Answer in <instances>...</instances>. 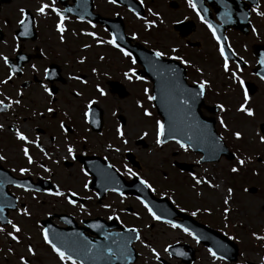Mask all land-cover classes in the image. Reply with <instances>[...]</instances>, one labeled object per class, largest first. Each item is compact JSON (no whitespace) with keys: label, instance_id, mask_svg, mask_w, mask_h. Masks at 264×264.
<instances>
[{"label":"flooded vegetation","instance_id":"obj_1","mask_svg":"<svg viewBox=\"0 0 264 264\" xmlns=\"http://www.w3.org/2000/svg\"><path fill=\"white\" fill-rule=\"evenodd\" d=\"M137 1L141 4V7H138L141 12L139 16L135 10L120 5L117 0L115 2L106 0L105 4H102L101 0H82L80 6L75 5L74 0H0V71L3 75L0 81H6L0 83V102H2L0 157H3L0 159V167L16 180L30 179L34 187L39 189V191H29L15 186L10 187L13 194L18 193L17 197L23 205L22 211L29 207L25 199L28 197L39 201L40 207H54L57 201L65 205L59 210L55 208L48 210L44 218L36 221L39 248L48 251L59 264H72L73 260L76 264H127L130 259L127 247L115 248L120 250L118 255L113 252L109 255L107 250L114 251V249L105 248V244H112L114 240L101 235L104 234V228L112 225L135 228L140 232V237L134 244L135 260L130 264H188L184 258H176L170 254L169 247L172 245L179 246V253L182 251L191 254L193 251L195 253L193 264L199 262L201 264L202 260L207 263V258L212 264H216L215 258L210 257L207 249L184 232L179 233L180 236L174 241L164 245L162 252L154 247L150 249L147 241L144 240L142 225L149 224L150 228L159 225L168 230L171 226L161 221L154 222L144 204L134 196L122 198L114 192L107 191L101 198L102 190L91 187L93 176L88 172L86 165H99L106 161L122 172L124 166H130L129 154L141 163L139 153L152 149L155 135L152 139L151 129L144 126L140 136L133 139L135 148H132L127 136L129 132L126 131L127 119L124 116L113 113L115 124L109 127L106 125L108 115L100 104V98H106L110 93L120 100L118 94H112V84L120 81L112 79L113 73L108 72L111 67L103 71L98 66L89 64L86 69L78 68L73 71L72 46L69 39L76 37L79 40L73 50H80L82 55L76 57V63L84 66L88 63L89 57H94L98 51L100 52L98 61L103 62L107 55L113 56L116 60L120 59V52L112 49L108 41L113 39L115 33L116 43L119 44L118 33L122 26L125 33L133 38V45L140 43L149 49H153L149 47L151 44L148 43L147 46L137 40L138 32L144 30L149 33L160 27L166 29L170 27L175 35L173 41L176 45L163 46L161 49L163 57L166 59L179 57L173 60L186 69L188 83L199 85L201 81L205 82V99L210 95L214 101H217L210 106L221 105L225 109L227 106L220 99L223 92L227 93L230 90L233 98L237 100H243L245 92L251 103L253 100L258 102L264 98V69L261 70L263 77L257 72L259 65L264 66L261 62L264 60V0H202L203 4L200 0H192L195 9L189 6L188 0H176L177 3L169 2L168 7L160 13L154 12L153 0ZM43 4L49 7L43 14H38V9ZM53 8L56 11H53ZM21 9L25 10V15L21 14ZM78 12H81V16L76 14ZM181 14L183 15L179 17ZM61 16L64 18L63 21L60 19ZM21 20L24 21L23 24L20 23ZM105 22L111 24L113 29L108 28ZM134 22L139 24L140 31L134 29L130 33L129 27ZM61 23L64 28L63 33L57 30V25ZM62 46L70 50L62 54ZM205 47H208V50ZM221 47L224 49V55L220 53ZM4 58H7V64ZM212 62L216 68L209 66ZM225 62L228 65L227 71L224 68ZM110 65L113 66L114 63ZM139 69L140 66L131 61L127 70L123 72L125 81L127 78L124 73L128 72L131 75V72L136 73ZM233 73L236 74L235 77ZM236 77L243 81V87ZM131 79L136 84L144 85L142 92L145 99H140L138 104L144 113L143 101L148 102L151 107L148 97L152 96V83L149 79L137 80L134 76ZM74 82L79 83L83 89H73L76 85ZM91 93L94 95L82 103V112L75 119L71 107L66 105L69 97L72 94L84 100ZM49 108L53 110L51 113L48 111ZM253 108L256 111L254 105ZM58 111H61L63 117L56 125ZM148 112L151 115L143 114V117L152 120V109ZM221 113L226 111H221L219 108V114ZM117 129L123 132V137ZM17 132L24 135L29 142L19 140L16 136ZM92 136L100 139L96 145L105 151L92 146L95 141ZM139 141L143 143L138 145ZM68 147L73 149L71 156L67 153ZM25 148L28 149V156L24 155ZM29 157L32 163H29ZM75 164H78L85 178L77 189L69 185L73 177L69 169ZM21 169H26L24 174H21ZM136 174L143 177L141 173ZM124 176L129 181L133 175L124 174ZM1 178L2 172H0ZM143 178L146 180L145 177ZM56 191L65 195H51ZM72 193H75L77 199ZM109 198L111 202H108ZM45 199L52 203L48 205ZM69 199L74 203L69 204ZM129 201L133 203L126 204ZM15 213L18 211L10 215L12 223L1 228L6 240L12 224H15L12 219ZM61 215L73 217L77 224L84 228L85 235L83 238L70 239L69 249L74 255L71 252L70 255L73 257L63 262L52 251L51 246L44 242L42 236L44 228L41 226L42 221L51 218L53 224L61 228L68 227V224L61 220ZM96 219L102 221L87 223ZM115 219L116 221H113ZM134 221L135 224L131 225L130 223ZM68 231L74 232V229L68 227ZM11 233L19 237V241L22 240L20 232ZM153 250L158 254L159 259L153 255ZM202 250L206 251L205 257L202 255ZM77 251H80L81 255Z\"/></svg>","mask_w":264,"mask_h":264},{"label":"rangeland","instance_id":"obj_2","mask_svg":"<svg viewBox=\"0 0 264 264\" xmlns=\"http://www.w3.org/2000/svg\"><path fill=\"white\" fill-rule=\"evenodd\" d=\"M105 1L101 0V3L105 4ZM172 1L176 0H153L154 12L160 13L164 11L168 7L167 4L169 2L172 3ZM171 6L172 4L169 7ZM177 8L180 7L177 6ZM128 18L130 19L129 16ZM138 25V23L134 22L129 27V32L131 33L134 29L138 30L140 27ZM138 35L139 39L137 40L144 42L146 45L148 43L151 44L149 47L154 50L161 51L163 46L171 47L176 45L173 41L175 35L170 27L168 29L160 27L149 33L142 30L138 32ZM69 40L72 46L73 71L78 68L86 69L89 64L98 66L103 71L111 67L108 72L113 73L112 79L122 82L129 92L127 99L120 100L117 97H113L110 93L106 98L97 96L100 98V104L108 115L106 125L109 127L115 124L112 114L117 113L116 115H122L127 119L128 128L126 131L129 132L127 136L131 141L132 148H135L133 139L140 136L144 126L151 129L153 139L157 114H154L152 120L143 117L142 109L138 107V104L140 99H145L142 92L144 85L136 84V82L128 78L125 81L123 77V72L129 67L128 60H125L126 58L123 55L119 60L107 55V58L101 62L98 61V53H100L98 51L94 57H89L86 65L80 66L76 63V57H80L82 53L78 49L76 51L73 50L79 40L76 37H71ZM205 49L208 50V47H205ZM69 50L70 48L65 46L61 47L62 54ZM111 63H114V65L111 66ZM209 66L216 68L213 62ZM217 67L219 68V66ZM2 76L0 71V77ZM74 83L76 85L73 89H83L79 83ZM106 88L109 89L107 86ZM93 95L94 93H91L84 100H80L71 94L66 105L71 107L75 119L82 112V103ZM220 101L230 107V110L227 114L221 113L216 116L217 131L225 139L231 151L235 153V160L227 161L226 159H221L218 163L199 164L200 155L189 150L179 148L173 144L159 149L153 144L151 150L148 149L139 153L143 167L141 173L159 194L164 192V195H166L169 191V199L174 201L178 208L198 213L200 222L229 237L233 236L232 240L240 248V263L244 264L245 260L262 262L264 260V249L262 247L264 246H261L256 237L264 235V143L261 142L262 135L259 130L260 124L264 123V98L258 102L253 100L251 103L256 109V113L252 117H248L238 111L240 105L246 103L243 100L234 99L231 90L227 93L223 92ZM214 102L217 101H214L209 95L206 103L213 104ZM142 103L145 110L149 111L152 109L148 102L143 101ZM62 117L61 111H58L55 119L56 125ZM221 120L224 121L226 127L221 125ZM235 132L240 133V139H236L234 136ZM94 138L95 141L92 146L94 145L100 151H105L102 147L96 145L100 142V139ZM118 142L122 145L119 140ZM240 160L244 161L243 165L239 164ZM176 163H184L187 169L182 171L174 167ZM232 168H237V171L233 172ZM69 172L73 176L69 185L73 189L79 188L85 178L82 176L78 164L71 167ZM196 179L202 182L197 184ZM25 199L29 204L28 209L12 215L15 225L21 229L20 233L23 243L20 245L19 242L13 241L10 236L6 240L0 234V264H22V258L27 264H59L48 251L39 248V232L35 221L44 218L48 210L53 208L59 210L61 206L65 207V205H61L57 201L54 207H40L39 201H35L30 197ZM110 200L109 198L108 202H111ZM225 200L228 201L227 204L224 203ZM45 202L48 205L52 203V201L46 199ZM130 203H133V201H129L126 204ZM105 205L108 204L105 203ZM224 209H227V212ZM24 211H27L28 215L22 214ZM130 224H135V221ZM142 228L143 237L147 241L148 247L150 249L153 247L157 248L160 252H162L164 245L174 241L179 234L159 225H154L150 228L149 224H147L142 225ZM9 231L13 232V229ZM28 248H32L34 254L29 253ZM142 251L149 252L144 249ZM202 255L206 256L205 250H202ZM206 261L207 263L202 260L201 264H212L208 258ZM217 263L221 264L220 262Z\"/></svg>","mask_w":264,"mask_h":264},{"label":"water","instance_id":"obj_3","mask_svg":"<svg viewBox=\"0 0 264 264\" xmlns=\"http://www.w3.org/2000/svg\"><path fill=\"white\" fill-rule=\"evenodd\" d=\"M131 50V49H130ZM133 51L135 56H139V51ZM145 53V50H143ZM142 63L145 68L146 61L150 58H142ZM160 59H157L153 55V61H149V69L154 83V103L159 111L160 115L165 120L164 137L163 141H180L186 147L191 148L193 151L201 153L203 159L201 162H218L222 156H225L228 160H233L234 155L225 146L224 141L219 137L215 130V120L204 118L201 115L200 107L203 104L202 95L195 97L193 100L189 99L183 91V84L179 83L172 89L162 77L161 70L163 64L160 63ZM183 79V78H181ZM188 93V90H186ZM261 131L264 136V124L261 125ZM166 201V200H165ZM170 209H173L171 203L168 202ZM173 215V214H172ZM187 228L191 230L200 229L203 231L200 234L207 246L219 245L220 243L228 246V250L225 252L220 251L229 261H236L238 256L237 246L229 242L225 237L221 236L215 231H209L206 227L198 224L192 218L185 217ZM211 233L213 237H216L219 242H215L205 234ZM217 248V246H216Z\"/></svg>","mask_w":264,"mask_h":264},{"label":"snow or ice","instance_id":"obj_4","mask_svg":"<svg viewBox=\"0 0 264 264\" xmlns=\"http://www.w3.org/2000/svg\"><path fill=\"white\" fill-rule=\"evenodd\" d=\"M109 2H115V0H109ZM188 2H189V6L192 7L193 9H195V5L192 4V0H188ZM48 7H49V6H48L47 4H43V5H41L40 8L38 9V14H43L44 11H45V9L48 8ZM52 10H53V11H56L54 8H53ZM20 11H21V14H22V15H25V10H24V9H21ZM57 15L59 16L60 14L57 12ZM197 15H199V13H197ZM60 19H61V21H63L64 18L61 16ZM202 19H203V18H202ZM20 23L23 24L24 21L21 20ZM209 28L211 29V25H209ZM57 30H58L59 32H61V33L64 32V28H63L62 23L57 25ZM213 36L215 37V31H214V30H213ZM218 42H219V40H218ZM108 43H109V44H112V45L115 47V46H116V44H115V38H113L112 40H109ZM119 50H120L121 52H123V54H124L125 56H129V55H130V53H129V52H126L123 48H120ZM173 51H176V50L173 49ZM220 53H221V55H224V49H223V47H221V49H220ZM153 55H154L157 59H159V58L162 57L164 54H163L162 52H160V51H156V52L153 53ZM21 59H23V58H21ZM172 59H179V57H172ZM4 62H5V64L8 63L7 58H4ZM261 62L264 63V60H262ZM133 63H135V61H133ZM181 63H185V62H184V61H181ZM224 68H225V71L228 70L227 62H225ZM124 75H125V77L128 78V79H131L133 76H135V78H136L137 80L141 79V77L137 76V75L135 74L134 71L131 72V75H130L128 72L124 73ZM232 75H233V77L236 76L235 73H233ZM9 79H10V77H9ZM236 79H237L238 83L240 84V86L243 87V81H240L238 77H236ZM0 83H6V81H0ZM198 87H199V89H200V91H199V95H203V94H204V89H205V87H206V83L203 82V81H201V82L199 83ZM45 91L47 92L48 90L45 88ZM145 92L147 93V89H145ZM101 95H103V92H101ZM148 98H149L150 100H151V99H155V97H152V96H149ZM248 98H249V97H248V94H247V92H245L244 97H243L245 103L248 101ZM13 103H19V101H13ZM0 106H2V102H0ZM217 107L220 108L221 111H224V110H225L221 105H217ZM48 111L51 113L53 110H52L51 108H49ZM238 111H240L241 113L246 114L248 117H252V116H254V112H253L250 108H246L245 104H241L240 107H239V109H238ZM143 114H144L145 116H150V115H151L147 110H145ZM220 123H221L222 126L226 127V126L224 125V121H223V120H221ZM61 127H63V125H61ZM164 130H165V126H164V124H162V123H160V122L158 121V122H157V135H156V143H157L158 145L161 144V142H162V141H161V137L164 135ZM117 132L120 134L121 137H123L124 134H123V132L120 131V129H117ZM145 135H146V134H145ZM16 136H17V138H18L19 140H21V141H23V142H25V143H28V142H29V141L27 140V138H26L24 135H22L20 132H17V133H16ZM234 136L236 137V139H240V138H241L239 132H235V133H234ZM176 142L179 144V146H180L181 148H185V145H184L183 143H180V141H176ZM261 142L264 143V137L261 138ZM116 150L118 151L119 149H116ZM23 152H24V155H25V156H28V149H27V148L23 149ZM67 153H68V155L71 156V155L73 154V149H72L71 147H68V149H67ZM0 159H3V157H0ZM29 163H32V160H31L30 157H29ZM239 164H240V165H243V164H244V161H243V160H240V161H239ZM231 170H232L233 172H236V171H237V168H232ZM20 171H21V174H24V172L26 171V169H21ZM45 171H48V169H45ZM128 172H129L130 174H132V175H135V173H133L131 169H128ZM85 175H87V173H85ZM194 179H195V177H194ZM201 182H202V181L196 179V183H197V184H199V183H201ZM140 183L143 184L145 188L149 187V185H148L144 180H141ZM17 187H19V185H17ZM85 188H87V185H85ZM51 195L62 196V195H65V194L62 193V192H60V191H56V192H54V193H51ZM72 195L74 196L75 193H72ZM68 203H69V204H72V203H74V201L71 200V199H69V200H68ZM141 203H143V201H141ZM224 203L227 204L228 201L225 200ZM144 207L148 210L149 214L152 216V218H153L154 220H160V219H161V217L158 216V215H156V214L152 211V209L149 208V206H148L146 203L144 204ZM2 211H3V209L0 208V212H2ZM225 211L227 212V209H226ZM22 214H24V215H28L27 211H24ZM192 215H196V213L193 212ZM110 218H111V217H110ZM166 222H167V223H171L170 221H166ZM8 223L11 224L12 222H11V221H8ZM171 227H172V228H179L180 225H178V224H171ZM12 229H13V231L16 232V233H19V232L21 231V229H20L19 227H17L15 224H12ZM0 231H3V229H0ZM127 231H130V232H136L137 230H136L135 228H132V229H128ZM183 231H184L187 235L191 236L194 240H197V237L194 236L193 233L190 232L187 228H184ZM8 235L11 237V239H12L13 241H17V242H18V237H17L16 235H13L11 232H10ZM42 236H43L44 242H45L46 244H49V245L51 246L52 251L56 254L57 257H59L60 260L63 261V260L69 259V257L66 256L65 252H64V251H61L60 248H58V247H57V246H56V245H55V244L49 239V234H48V231H47L46 229L42 232ZM256 238H257V239H264V237H256ZM136 239H137V240L139 239V236H138V235H137ZM229 239H232V237H229ZM197 242H199V241L197 240ZM146 246H147V245H146ZM167 250H168V249H165V251H167ZM107 251H108L109 255H112V251H111V249H108ZM28 252H29V253H33V249H32V248H28ZM208 252H209V254H210L213 258H219V259H223V258H224L223 256L217 257V253H216L215 251H213L211 248L208 249ZM33 254H34V253H33ZM179 254H180V255H183V253H179ZM153 255H154L157 259H159V256H158V254L155 252V250H153ZM22 264H27V262L23 261V258H22ZM72 264H76V261L73 260V261H72Z\"/></svg>","mask_w":264,"mask_h":264}]
</instances>
